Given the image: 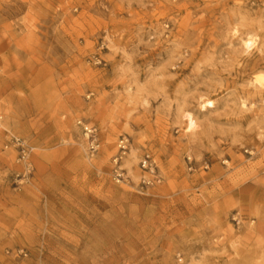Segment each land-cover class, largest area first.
<instances>
[{"label":"rangeland","instance_id":"374dc122","mask_svg":"<svg viewBox=\"0 0 264 264\" xmlns=\"http://www.w3.org/2000/svg\"><path fill=\"white\" fill-rule=\"evenodd\" d=\"M258 78L264 0H0V264H264Z\"/></svg>","mask_w":264,"mask_h":264},{"label":"bare ground","instance_id":"6f19581e","mask_svg":"<svg viewBox=\"0 0 264 264\" xmlns=\"http://www.w3.org/2000/svg\"><path fill=\"white\" fill-rule=\"evenodd\" d=\"M255 45V40L254 39H246L243 41V47L245 51H251L254 49ZM256 83H258L261 87H264V79L263 78H258L256 80ZM207 106H211V103H208ZM185 122H186V131L187 132H192L196 129V122L195 119L191 114H187L184 116Z\"/></svg>","mask_w":264,"mask_h":264},{"label":"built area","instance_id":"2783aa9c","mask_svg":"<svg viewBox=\"0 0 264 264\" xmlns=\"http://www.w3.org/2000/svg\"><path fill=\"white\" fill-rule=\"evenodd\" d=\"M86 130L89 131L88 129H86ZM90 131H91V130H90ZM90 131H89V132H90ZM11 145H12L13 147H15V148L19 151L22 160H24V159L27 158L28 153L30 152V148L27 147L26 144H25L22 140H20V139H18V138H13V139L11 140ZM146 164H147V162L144 161L143 166L145 167ZM14 252H15V254H16L17 256L20 255V256H22V257H24V258L27 256V253H26V251H24V250H15Z\"/></svg>","mask_w":264,"mask_h":264}]
</instances>
